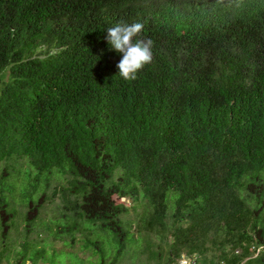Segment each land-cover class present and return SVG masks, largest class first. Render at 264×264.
<instances>
[{
	"label": "trees",
	"instance_id": "1",
	"mask_svg": "<svg viewBox=\"0 0 264 264\" xmlns=\"http://www.w3.org/2000/svg\"><path fill=\"white\" fill-rule=\"evenodd\" d=\"M133 22L153 60L126 81L106 36ZM14 159L44 189L65 177L56 237L79 234L89 264L143 240L155 264H264V0H0V163Z\"/></svg>",
	"mask_w": 264,
	"mask_h": 264
},
{
	"label": "rangeland",
	"instance_id": "2",
	"mask_svg": "<svg viewBox=\"0 0 264 264\" xmlns=\"http://www.w3.org/2000/svg\"><path fill=\"white\" fill-rule=\"evenodd\" d=\"M5 163H0V181L4 183L0 182V197L5 204L10 203V210L16 212L12 221L14 227L7 229L6 238L0 233V264H89L94 261L90 257L91 251L82 248L79 234H75L73 241L69 235L56 237L57 225L67 219L60 194L62 187L66 186L65 177L55 175L44 189L45 175L37 179L26 160H11L9 166ZM39 200L42 206L35 213L32 231L26 234L23 217L27 214L28 204ZM124 202L129 206L123 218L134 222L142 209L133 210L130 207L133 202L128 198ZM33 215L34 212H28L27 217ZM132 228L134 231V225ZM149 254L150 248L144 240L137 241L128 248L119 264H155ZM191 261L181 256L177 262L192 264Z\"/></svg>",
	"mask_w": 264,
	"mask_h": 264
},
{
	"label": "clouds",
	"instance_id": "3",
	"mask_svg": "<svg viewBox=\"0 0 264 264\" xmlns=\"http://www.w3.org/2000/svg\"><path fill=\"white\" fill-rule=\"evenodd\" d=\"M143 29L141 22L117 23L107 28L106 40L110 48L122 53L117 68L118 75L126 81L136 80L138 73L153 60L154 42L141 36Z\"/></svg>",
	"mask_w": 264,
	"mask_h": 264
},
{
	"label": "built area",
	"instance_id": "4",
	"mask_svg": "<svg viewBox=\"0 0 264 264\" xmlns=\"http://www.w3.org/2000/svg\"><path fill=\"white\" fill-rule=\"evenodd\" d=\"M185 258V257H184ZM187 259V258H186ZM190 260V259H189ZM191 263L193 264V262L191 261ZM177 264H178V262H177ZM179 264H181V263H179Z\"/></svg>",
	"mask_w": 264,
	"mask_h": 264
}]
</instances>
